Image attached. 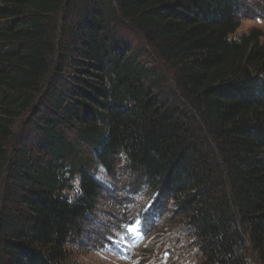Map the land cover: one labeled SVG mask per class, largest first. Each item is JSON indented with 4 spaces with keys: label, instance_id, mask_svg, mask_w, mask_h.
Wrapping results in <instances>:
<instances>
[{
    "label": "trees",
    "instance_id": "16d2710c",
    "mask_svg": "<svg viewBox=\"0 0 264 264\" xmlns=\"http://www.w3.org/2000/svg\"><path fill=\"white\" fill-rule=\"evenodd\" d=\"M241 2L0 0V264H68L101 166L145 185L120 230L173 205L172 264H264V33Z\"/></svg>",
    "mask_w": 264,
    "mask_h": 264
},
{
    "label": "rangeland",
    "instance_id": "374dc122",
    "mask_svg": "<svg viewBox=\"0 0 264 264\" xmlns=\"http://www.w3.org/2000/svg\"><path fill=\"white\" fill-rule=\"evenodd\" d=\"M241 3L242 26L239 32H249L253 28H258L264 33V0H242ZM128 35L133 43L140 40L137 35L131 33ZM98 171V179L103 183L102 193L99 195L97 208L85 223V234L79 238L78 245L74 244L76 251L68 264H172L173 254L166 240L170 232L174 233L171 229L176 226L174 223V226L168 225L173 205L163 217V221L158 219V223L153 224L155 227L151 231L140 217L120 230V225L124 223L127 215L123 216L121 213L123 209L117 206L122 204L126 195L132 196L129 193L123 194L128 180L130 179L134 185L145 186L144 182L130 177L127 170H117L113 176L108 175L103 166ZM114 212H117L116 216H113ZM142 226L146 229L143 234L139 231ZM108 231L115 232L110 237L113 240L112 244L98 250L94 249L95 240L102 243Z\"/></svg>",
    "mask_w": 264,
    "mask_h": 264
},
{
    "label": "snow or ice",
    "instance_id": "6c2138e0",
    "mask_svg": "<svg viewBox=\"0 0 264 264\" xmlns=\"http://www.w3.org/2000/svg\"><path fill=\"white\" fill-rule=\"evenodd\" d=\"M77 191H79V188H77ZM139 231L141 232V234H143V232L146 231V229L142 226L141 229H139Z\"/></svg>",
    "mask_w": 264,
    "mask_h": 264
}]
</instances>
